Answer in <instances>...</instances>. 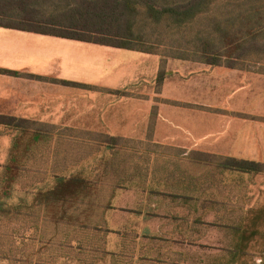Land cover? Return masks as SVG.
Here are the masks:
<instances>
[{
	"label": "crops",
	"instance_id": "0c3cea01",
	"mask_svg": "<svg viewBox=\"0 0 264 264\" xmlns=\"http://www.w3.org/2000/svg\"><path fill=\"white\" fill-rule=\"evenodd\" d=\"M115 56H132L128 68L139 69L136 78L133 72L129 80L119 84L123 87L140 76L158 79L165 63L175 59L0 27V68L21 73H0V113L68 125L90 121L98 126L90 131L104 129L99 133L104 136H132L136 133H125V128L129 131L146 128L154 131L153 136L175 138L172 140L175 144L166 147L171 152L167 151L164 168L148 165L125 178L130 179L125 180L130 185L121 186L125 188V210L120 211L125 215L122 223L119 224L121 220L113 211L107 214L101 232L105 233V239L86 245L87 250L81 252L88 260L79 259L81 264L202 263L204 257L199 258L194 248H205L206 244L198 239L207 236L209 228L204 226L209 225H195V211L180 197L186 192L183 186L193 177L187 164L193 152L240 158L246 154L255 160L262 157L259 154L264 153V70L211 67L178 59L204 65L206 73L202 78L215 86L218 96L199 100L183 96L185 92L181 90L167 93L169 81L165 79L159 83V94L125 97V93L118 95L119 85L108 79ZM62 81L99 86L112 92L105 96L87 95L81 88L84 86ZM157 97L167 103L161 104ZM130 121L136 124H128ZM102 122L106 124L104 128L98 125ZM163 123L169 127L168 132H161ZM156 158L159 162V156ZM150 185L157 186L160 193L151 194ZM135 187L140 191L136 199L130 194ZM123 195L117 196L115 203ZM200 213L210 216L208 210ZM112 233L122 234L125 241L112 243L107 239Z\"/></svg>",
	"mask_w": 264,
	"mask_h": 264
},
{
	"label": "rangeland",
	"instance_id": "374dc122",
	"mask_svg": "<svg viewBox=\"0 0 264 264\" xmlns=\"http://www.w3.org/2000/svg\"><path fill=\"white\" fill-rule=\"evenodd\" d=\"M258 12L264 13V8ZM233 14H236L233 9L224 11V33H217L224 40L225 48L237 42H240L238 46L246 44L247 40L258 39L264 44V15L260 17L263 23L255 24L254 18H246L247 13ZM229 19L231 22H227ZM213 25L211 17H206L190 24L183 33L166 29L162 39L175 46L186 45L187 40L193 45L197 36L212 31ZM191 44L188 43L194 49ZM231 50L234 47L225 51ZM249 52L254 56L252 59H260L264 55V46ZM130 57L115 56L114 69L108 78L113 84L125 83L133 72L136 78L139 69L128 68V61L133 59ZM241 64L245 68L264 70V59L257 64L249 61ZM164 71V80L169 81L167 93L181 90L185 92L183 96L198 97L199 100L218 96L215 86L202 78L206 73L204 65L172 59L165 63ZM81 88L87 95L105 96L112 92L99 86ZM160 88L157 78L140 76L125 87L119 85L117 91L118 95L125 93V97H152L153 93L159 94ZM157 99L161 104L167 103L164 98ZM24 120L26 122L21 123L24 129L0 125V202L3 205L0 209V264H81L80 257L88 260L81 251L87 250L90 242L103 240L100 236H105V233L95 234L94 228L86 224L101 213L104 220L111 211L117 214L121 224L122 216H125L120 212L121 208L125 210V188L121 186L130 185L125 183L130 179L125 178L148 165L164 168L169 155L166 147L175 144L172 143L175 138L163 134L153 136L154 131L146 128L135 131L125 128V133L136 134L111 138L99 134L104 129L90 131V128L98 127L90 121L68 125L56 120ZM132 123L136 124V121L128 124ZM98 125L104 128L106 124ZM163 126L161 132H168L169 127L164 123ZM36 135L41 137L35 140ZM259 155L263 158L250 159L246 154L241 158L246 156L244 159L264 163V153ZM204 166L203 173L213 170L211 166ZM204 180L207 187L208 177ZM210 186H213L212 197L216 194L222 205H216L213 209L218 213H212V210L204 220L243 224L248 231L243 235L244 252L238 264H264V172L241 176L215 170L211 172ZM134 190L130 194L136 199L140 191ZM122 194V200L115 203L117 196ZM109 200H112L111 205ZM208 225L204 226L209 228L207 236L198 239L199 243L206 244L205 248H194L199 258L204 257L202 263L196 264H214L215 259L227 254L234 243L230 230L212 223ZM107 239L112 243L125 241L120 233H112Z\"/></svg>",
	"mask_w": 264,
	"mask_h": 264
},
{
	"label": "trees",
	"instance_id": "16d2710c",
	"mask_svg": "<svg viewBox=\"0 0 264 264\" xmlns=\"http://www.w3.org/2000/svg\"><path fill=\"white\" fill-rule=\"evenodd\" d=\"M231 8L236 13L233 16L247 13L246 18H254L255 24L260 21L263 23L260 17H263L264 13L258 11L264 8V0H0V27L159 54L163 57L204 63L211 67L245 68L241 63L246 61L257 64L264 59V55H261L260 59L259 57L252 59L254 56L252 52L250 55L249 51L254 48L261 49L264 46L260 43L262 40H247L248 43H241L240 46H238L240 42H237L236 45L225 48L224 40L217 36V33H224L222 26L225 20L222 15L224 11H231ZM206 17H211L214 23L212 31L200 33L195 44L192 45L190 40L186 41V45L177 46L163 42L162 37L166 29L183 33L190 24ZM230 20L227 22H231ZM188 43L194 49L190 48ZM233 47L234 50L225 51ZM164 72L162 70L159 74V83L164 80ZM0 73L21 75L20 72L1 68ZM37 78L42 79L40 76ZM62 82L74 86L81 85L69 81ZM23 122L26 120L0 113V125L24 129L21 124ZM40 137L36 135L34 139L38 140ZM204 164L212 167L211 172L216 170L221 174L243 176L264 172V163L232 156L193 152L192 160L187 164L193 171V177H189L188 183L183 186L186 192L180 197H183L195 211L194 224L212 223L230 230L233 235V246L227 254L215 259L214 264H238L244 252L243 235L248 230L241 223L218 224V220L214 223L204 220L206 215H202L200 211L204 213L208 210L211 215L213 210L212 213L217 214L218 211H214L213 208L222 205L216 194L214 197L211 195L213 187L210 186L211 172L201 171L205 167ZM205 177H208L207 187ZM149 192L160 193L158 187L154 185L149 186ZM111 201L109 200V205ZM0 209H3L2 202ZM103 223L101 213L98 218H92L86 226L90 228L92 226L93 232L98 234L104 231ZM100 239L104 240L105 236H100Z\"/></svg>",
	"mask_w": 264,
	"mask_h": 264
}]
</instances>
